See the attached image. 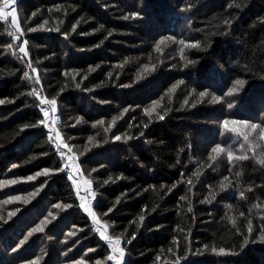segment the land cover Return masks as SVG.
<instances>
[{
	"label": "trees",
	"instance_id": "obj_1",
	"mask_svg": "<svg viewBox=\"0 0 264 264\" xmlns=\"http://www.w3.org/2000/svg\"><path fill=\"white\" fill-rule=\"evenodd\" d=\"M16 1L19 40L0 19V182L16 181L0 183V264H117V238L119 264H264V0ZM45 98L111 240L60 171Z\"/></svg>",
	"mask_w": 264,
	"mask_h": 264
},
{
	"label": "snow or ice",
	"instance_id": "obj_2",
	"mask_svg": "<svg viewBox=\"0 0 264 264\" xmlns=\"http://www.w3.org/2000/svg\"><path fill=\"white\" fill-rule=\"evenodd\" d=\"M10 2L14 4V3H15V0H10ZM4 3H5V5H7V4L9 3V0H4ZM8 15L11 16V20L9 21L10 26H12L16 31H19V32H20V35H23V31H22V29H21L19 23L17 22V17H16V15H15V8H12V9L10 10V12H9L7 15L4 14V10H3V8H0V19L7 20ZM133 15L135 16V15H138V14H133ZM127 18H128V17L126 16L125 19H127ZM45 23H47V22L45 21ZM16 31L9 32V35H12L16 40H19V39H20V36L16 35ZM30 31H36V29L33 28V29H30ZM161 43H163V41H161ZM179 43L184 44L185 42H184V41H180ZM23 44H24V45H27V41H26V40L23 41ZM189 46H191V47H199V44H198V43H193V44H190ZM8 47L11 48L12 45L9 44ZM157 48L159 49V45H157ZM20 52L24 53L25 56L28 55V53H27L25 47H21V48H20ZM29 67H31V64H29ZM93 70H94V69H93ZM34 71H35V70H34ZM25 76L27 77L28 74L25 73ZM37 80H38V77H37ZM181 83H182V81H181ZM236 84H237L238 86H242V85H243V82H242V81H237ZM237 90H238V88H237V87H234V88L232 89V92H236ZM33 95H37V96H38L39 93H37L35 90H33ZM200 95H201V96H204L205 93H201ZM42 102L51 105V106H52V107H51V111H52L53 113H55V111H56V100H55V99L48 100V99L45 98V99H43ZM0 103H3V101H0ZM229 107H231V105H229ZM42 111L44 112L45 117H48V115H49L48 111H47V110H44V109H42ZM125 111H127V109H125ZM145 112L148 113L149 110H148V109H145ZM119 118H120V117H117L116 119H119ZM163 118H164L163 116H160V117H159V119H161V120H162ZM80 119H82V118H80ZM80 119H78L76 122L79 123V122H80ZM41 123H46V121H41ZM55 123H56V120L53 119V120H52V124L55 125ZM99 123L103 124V121H100ZM223 123H224V126H227L228 123H229V121L226 120V121H224ZM234 123H245V124H247V122H234ZM113 124H115V119L113 120ZM250 127H251L253 130H255V129L258 127V125H256V124H251ZM53 130L56 131V137H55V139H56L57 141H59V143L57 144V148H60V147L62 146L63 148H67V149H68V152L71 153V152H72V149H71L66 143H64L63 138L60 136V133L58 132V130H55V129H53ZM115 139H116V140H120L121 137H120V136H116ZM127 139H131V137H127ZM247 139H248V137L245 136V137H244V140L247 141ZM89 142H91V138H90V141H89ZM212 151H213V152H223L224 149H223L222 147H220V146H217L216 148H213ZM61 155L63 156V155H66V154H65V153H61ZM227 158H228L229 162L231 163V161H232L234 158H235V159H238V160H244V159H247L248 157H247V156L234 157V156H233V153H232L231 151H228V152H227ZM68 159L72 162V165H71V166L73 167V170H74V171H79V167H78V165L76 164L77 157L75 156V154L73 153L71 156L68 157ZM259 162H260L261 164H264V159H261ZM68 167H70V165H69L68 163H65L64 168L60 169V171H63L65 168H68ZM42 174H43V175H48L49 173H48V171L46 170V171H45L44 173H42ZM69 178L71 179L72 177L70 176ZM30 179H31V178H30ZM0 183H3V184H9V183H16V181H6V182H0ZM85 183H87V184L90 185V184H91V181H85ZM32 195H35V193H33ZM93 198H94V194H93ZM13 199H14V200H15V199H19V197H14ZM84 199H85V197H81V200H82V201H83ZM117 203H119V201H117ZM80 206H81L82 208H84V210H85L86 212H88V214L91 215V216L93 217L94 220L96 219L95 213L91 210V207H90V206H86L84 203H82ZM55 207H56V208H61L62 205L57 204V205H55ZM63 207H64V208H68V207H71V205H63ZM189 210H191V209H189ZM110 211H111V210H110ZM14 214H15V213H12V214H10V215H14ZM241 215H243V213H241ZM142 220H143V217H141V221H142ZM98 230H99V229H98ZM37 231H41V232H42V231H43V227L34 228L31 232L28 233V236L30 237L34 232H37ZM250 233H251V226L249 225V234H250ZM71 235H74V233H71ZM101 235L104 236L103 233H101ZM104 238H105V239H109L107 236H104ZM133 238H134V237H133ZM258 240H259V242L264 243V230L261 231V234L259 235ZM109 242L111 243V241H109ZM129 242H130V241H129ZM248 242H249V241H248L247 239H245L244 244L247 245ZM252 242L255 243V242H257V241H256V240H253ZM22 243H23V242H22ZM119 244H120V240L117 238V239L115 240V242H114V245H113V252H114V253L118 252V253H119V256L117 257V256H115V255H112V256H109V257H108L109 260H116V261H117V264H119V261L122 260V259H123V256H124V250H123L122 248L119 247ZM213 251H216V250L213 249ZM219 254H226V253H225V250H224V249H220V250H219ZM80 264H85V262L81 261ZM97 264H99V262H97Z\"/></svg>",
	"mask_w": 264,
	"mask_h": 264
},
{
	"label": "rangeland",
	"instance_id": "obj_3",
	"mask_svg": "<svg viewBox=\"0 0 264 264\" xmlns=\"http://www.w3.org/2000/svg\"><path fill=\"white\" fill-rule=\"evenodd\" d=\"M16 7H17V1L15 0V3L13 4L9 0V3L7 5H5V3L3 1V4H2V6L0 8H3L5 15H7L12 8H15V15L17 17V22L19 23V19H18V14H17V11H16ZM7 19L8 20H11V16L8 15V18ZM19 25H20V23H19ZM14 31H16V30H14ZM19 34H20V32L19 31H16V35L19 36ZM21 47H25V45L23 44ZM21 47L19 46V50H20ZM43 104H46V103H43ZM46 105L48 106V108H46V110L48 111L49 115L45 119V121H46L45 124L51 130L52 138L54 140V143L57 145L59 143V141H57L55 139V137H56V131H54L53 129L58 130L59 133H60V131H59V128L57 127L56 123H55V125L52 124V120L55 119V114L57 113V110L55 111V113H53L51 111V107L52 106L49 105V104H46ZM60 136H61V134H60ZM65 149H67V148H63L61 146L59 148V151H60V153H65L66 154V155H63L62 156L63 159H64V161H65V163H68L70 165V167H68L66 169H67L68 173L70 174V176L72 177V180H73L74 184L77 187V191L79 193L80 199H81V197H85V199L83 201L81 200V202L84 203L86 206H90L91 207V210L93 211V209H92V205H93V201H94L93 193L89 189L88 184L85 183L86 179L84 178V175L82 174V172L80 170L82 167H81V165H79L78 158L76 160V164L79 167V171H74L73 170V167L71 166L72 165V162L68 159V157L71 156L73 154V152L69 153L68 152V149L67 150H65ZM1 198L4 200V202L9 200L8 198H5V197H1ZM92 219H93V217H92ZM93 221H94L95 228L97 230L99 229L98 231L100 232V234L103 233L104 236H107L109 238V239H106V240H111V238L109 237V235L107 233V229L105 228V226L97 218L95 220L93 219ZM54 237H56V236H54ZM1 241H2V239H0V243H1ZM42 243L43 242L41 241L40 242V245H42ZM111 243H112V246H113L114 245V241H112ZM6 253H8V252L6 251ZM118 256H119V253L117 252V257Z\"/></svg>",
	"mask_w": 264,
	"mask_h": 264
}]
</instances>
